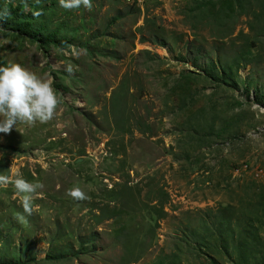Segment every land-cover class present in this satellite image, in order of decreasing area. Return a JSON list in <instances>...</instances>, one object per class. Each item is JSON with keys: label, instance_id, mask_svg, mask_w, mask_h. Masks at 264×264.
Here are the masks:
<instances>
[{"label": "rangeland", "instance_id": "1", "mask_svg": "<svg viewBox=\"0 0 264 264\" xmlns=\"http://www.w3.org/2000/svg\"><path fill=\"white\" fill-rule=\"evenodd\" d=\"M33 1L68 44L0 29L58 100L0 133V174L42 185L31 214L0 186V264H264V0Z\"/></svg>", "mask_w": 264, "mask_h": 264}, {"label": "clouds", "instance_id": "2", "mask_svg": "<svg viewBox=\"0 0 264 264\" xmlns=\"http://www.w3.org/2000/svg\"><path fill=\"white\" fill-rule=\"evenodd\" d=\"M64 9L83 6L91 8L90 0H58ZM71 71V69H67ZM58 104L51 82L41 79L16 63L0 65V133L8 134L17 123L28 125L44 123L53 117ZM11 184L26 214L33 211L32 197L42 188L40 183L26 181L18 173L0 174V186ZM66 195L76 200L85 198L77 187L66 191Z\"/></svg>", "mask_w": 264, "mask_h": 264}, {"label": "trees", "instance_id": "3", "mask_svg": "<svg viewBox=\"0 0 264 264\" xmlns=\"http://www.w3.org/2000/svg\"><path fill=\"white\" fill-rule=\"evenodd\" d=\"M28 1L30 0H17L16 3H4L9 21L7 22L6 18H0V29L4 31L16 29V34L21 37L30 38L38 43L42 41L46 45L53 43L58 49L67 46L68 42L63 36L60 39L57 38L66 25L58 26L49 35L47 34L50 27L46 22L39 23L41 25L35 24L36 27L29 25L31 22L40 19L49 9L42 8L41 1H33L31 4H27ZM40 36L43 37V40L40 39ZM158 45L162 47L165 44L161 43Z\"/></svg>", "mask_w": 264, "mask_h": 264}]
</instances>
